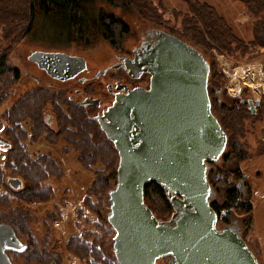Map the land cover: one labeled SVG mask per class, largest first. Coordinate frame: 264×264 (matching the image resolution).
Wrapping results in <instances>:
<instances>
[{
  "label": "trees",
  "instance_id": "trees-1",
  "mask_svg": "<svg viewBox=\"0 0 264 264\" xmlns=\"http://www.w3.org/2000/svg\"><path fill=\"white\" fill-rule=\"evenodd\" d=\"M180 1L184 3L186 11H172L171 23L169 18H164L166 10L162 0H0V93L5 98L8 87L1 86L5 81L16 77V73L8 68L7 57L24 37L41 41L49 47L72 46L80 50L91 49L100 41L120 45L129 33L128 25L99 6L98 2L134 10L140 19L177 36L201 51L204 57L205 53L211 54L215 50L235 60L264 59V0H237L252 18V37L248 42L215 6L201 0ZM208 63L211 112L227 134V145L219 161L209 163L208 183L214 194L218 191L221 193L220 199L212 198L210 206L221 227L235 225L238 220L233 221L232 218L236 214L240 215L244 226L241 237L247 242L245 237L254 230L251 189L247 183H243L245 181H241L244 191L240 189L239 180L242 175L238 171L241 163L264 154V94L260 96L256 114L251 115L245 102L251 96L250 89L241 90L239 97L229 96L224 87L226 76L213 55ZM24 102V106L15 108L13 116L17 119L23 116L32 118L31 132L36 136H43L51 143L64 142L77 153V162L81 168L93 176L82 198V207L77 210V216L81 218L84 209H87L97 216L100 223H96L95 231L86 230L82 235L69 237L66 251L79 264H118L111 249L115 231L107 219L101 216V211L107 210L106 194L116 182L118 154L113 143L106 138L98 123L93 118L86 117L77 107L68 114L60 109L56 134H46L39 111L43 98L30 96ZM260 125L263 128L258 131ZM250 138L253 139L255 148L251 147ZM20 150L18 145L16 153L9 157L8 164L13 173H18L19 168L23 167V154ZM39 159H42L43 167L39 169L36 165H30L25 170L26 176L32 181L40 176L43 182L49 178H63L65 172L54 159L47 155ZM232 162L235 163L233 169L230 167ZM229 171L236 173V180L228 181L226 174ZM1 173L0 167L2 180ZM3 185L16 198V205L9 209V198L5 195L0 197V221L12 226L17 237H22L28 243L21 253L7 252L11 263L46 264L54 261L62 264L60 248L50 246L49 223L56 215L45 214L42 220L44 232L37 235L30 225L33 214L28 209L30 203L52 201L55 198L53 188L42 182H26L19 190H12L4 182ZM143 195L144 203L157 219L169 218L173 209L162 187L150 182L144 187ZM239 225L242 227L241 223ZM247 246L249 247L248 244ZM255 246L257 248V244ZM250 249L253 253L256 251L254 248Z\"/></svg>",
  "mask_w": 264,
  "mask_h": 264
},
{
  "label": "water",
  "instance_id": "water-1",
  "mask_svg": "<svg viewBox=\"0 0 264 264\" xmlns=\"http://www.w3.org/2000/svg\"><path fill=\"white\" fill-rule=\"evenodd\" d=\"M29 59L61 79L85 68L82 57L61 51H34ZM142 72L150 75L147 89L125 90L93 118L118 154L116 183L105 199L118 264H156L163 257L168 264H258L238 228H219L210 206L209 163L220 159L227 134L211 112L208 61L177 36L155 29L152 44L134 57V76ZM86 102L98 105L99 99ZM246 103L255 115L259 102ZM150 182L167 194L173 209L167 220L159 221L144 203ZM8 184L12 190L22 186L14 177ZM26 247L9 224L0 223V264H12L7 251Z\"/></svg>",
  "mask_w": 264,
  "mask_h": 264
},
{
  "label": "rangeland",
  "instance_id": "rangeland-1",
  "mask_svg": "<svg viewBox=\"0 0 264 264\" xmlns=\"http://www.w3.org/2000/svg\"><path fill=\"white\" fill-rule=\"evenodd\" d=\"M201 1L215 6L218 12L224 15V17L233 24L237 33L246 42L251 39L252 18L240 2L237 0ZM162 2L163 8L166 10L164 18H169L171 23H173V19L171 17L172 11H186L184 3H182L180 0H162ZM98 5L103 7L106 11L111 12L117 17L121 18L129 27V33L123 38L120 45H118L120 47L119 50L115 49L116 46L105 41H100L95 47L86 50H80L72 46H57L53 48L83 54L84 57L89 60L91 65L95 64V67H103L114 61L115 54L128 52L131 47L139 45L142 31H145L152 25L140 19L134 10L113 7L101 2H98ZM42 45L49 47L43 44L41 41L24 37L12 48L7 57V63L10 64L14 62V60H16V56L26 46H31L33 48L42 47ZM211 54L215 58L220 70L226 76V83L224 87L226 88L229 96L239 97L240 91L248 88L251 91V96L249 98L254 99L255 101L260 100V96L264 94V59H255L252 61H245V59L235 60L227 56L225 53L217 52L215 50H213ZM211 54L205 53V57H207L209 61L212 57ZM253 65H256L257 68H260L258 78L256 77L257 73L253 74L252 72H249L246 74V76H241L240 74L234 75L235 68L244 66L246 68L249 67L248 69L250 70ZM251 74L253 75V78ZM261 77L263 81L257 86L256 83L261 81ZM253 79H256L254 80L255 82ZM106 92L107 91L105 87H101L100 90L96 91V94L102 96V94H106ZM109 101L110 98L108 96L104 98V102L108 103ZM85 115L88 116L87 113H85ZM260 128H263V125L258 126L257 130L259 131ZM250 143L251 147L255 148V143L253 142L252 138H250ZM65 145L66 144L64 142H60L52 149L56 152L53 155L55 161L63 168L65 172L63 178L60 180L49 178L47 181H42L43 185H50L53 188L55 192V198L50 202L30 203L28 209L31 210L33 214L30 225L37 235H41L44 232L42 220H44L43 218L45 214L49 213L50 215H56L55 219L49 223L50 246L56 245L60 248L62 253V264H79L77 259H75L66 251V241L71 236L82 235V233L86 230L95 231L96 223L99 224L100 222L97 216L89 212L87 209H84L81 218L77 216V210L82 207V198L84 197L85 190L90 185L93 176L81 168L77 162V153L73 151L68 145L62 152V149ZM35 148L41 149V152H46V149L49 148V145L41 141L35 146ZM60 151L63 153V155L60 153ZM230 167L231 169L235 168V163L232 162ZM238 173L242 175L241 179L239 180V187L242 191H244L241 181H245L243 183H247L249 185L251 189V202L253 205L255 234L253 230L250 235L245 237V240L247 241L246 243L249 245V248H254L258 252L257 253L255 251L253 253L258 264H264V256L260 255L259 245L256 239H254V235H256L264 247V154L257 157H252L250 160L241 163L239 165ZM235 174L229 171L226 174L228 181L234 180ZM218 192L213 195V199L221 198V193ZM4 195L10 200L9 209L14 208L16 205V198L8 193L5 189L0 188V197H3ZM108 213V209L102 210V218H106ZM233 219L238 220V222L235 221L236 223L234 226L238 228L239 233L241 232L240 235H242L244 233V226L242 225L241 221L242 217L236 214L233 216L232 220ZM240 223L242 227L239 225ZM19 239L20 241L24 242L22 237H19ZM255 244H257V248ZM157 264L163 263L158 261Z\"/></svg>",
  "mask_w": 264,
  "mask_h": 264
},
{
  "label": "flooded vegetation",
  "instance_id": "flooded-vegetation-1",
  "mask_svg": "<svg viewBox=\"0 0 264 264\" xmlns=\"http://www.w3.org/2000/svg\"><path fill=\"white\" fill-rule=\"evenodd\" d=\"M155 29L160 28L151 25L148 29L142 31L139 45L131 47L128 52L115 54L114 61L103 67H95V64L91 65L83 54L58 50L43 45L42 47L33 48L26 46L16 56L14 62L7 63L8 68L16 73V77L5 81V84L1 86L8 88L5 98L0 93V167L2 168L0 188L5 189L3 182L10 188L8 179L12 177L21 180L22 186L19 189H22L26 182L29 184L33 182L36 184L41 183V176L36 181H32L26 176V167L30 165H36L39 169L43 167L42 159H39V157L47 155L54 159L53 155L56 152L52 149L60 143H51L45 137L36 136L32 133V123L30 120L32 118L23 116L17 119L13 116L15 108L17 106H24V101L30 96L42 97L45 103L42 102L39 111L44 128L47 131L46 134L57 131V115L60 109L65 114H68L69 111L77 107L83 113H87L90 118L102 116L104 111L112 104L116 95L124 94L125 90H133L139 87L147 89L149 87L150 75L148 73L142 72L138 76H134V57L139 58L140 54L145 51L146 46L152 44V31ZM115 49L119 50L120 47L116 46ZM34 51H61L70 56H79L85 60V68L72 77L61 79L50 75L46 70L40 68L29 59V56ZM101 87H105L107 91L102 96L96 94V91L100 90ZM107 96L110 98L108 103L104 102V98ZM88 98L99 99V104L84 103ZM41 141L49 145L46 152H41V149L35 148ZM17 142L19 143L17 144ZM18 145L23 154L21 158V165L23 167L19 168L18 173H13L10 170L8 162L10 155L16 153ZM66 146L63 147L62 152ZM61 154L63 155V153ZM0 223L6 222L0 221ZM167 260L168 257H163L162 259H158L157 262L160 261L163 264H168Z\"/></svg>",
  "mask_w": 264,
  "mask_h": 264
},
{
  "label": "bare ground",
  "instance_id": "bare-ground-1",
  "mask_svg": "<svg viewBox=\"0 0 264 264\" xmlns=\"http://www.w3.org/2000/svg\"><path fill=\"white\" fill-rule=\"evenodd\" d=\"M249 67H244V66H241V67H237L234 69V75H238L240 74L241 76H246V74H248L249 72L253 73V74H256V77L258 78V75H259V72H260V68H257L256 65H253V67L249 70L248 69ZM252 75V74H251ZM252 78H253V75H252ZM256 80V79H253V81ZM262 77H261V81L256 83V85L258 86L261 82H262ZM255 82V81H254Z\"/></svg>",
  "mask_w": 264,
  "mask_h": 264
},
{
  "label": "crops",
  "instance_id": "crops-1",
  "mask_svg": "<svg viewBox=\"0 0 264 264\" xmlns=\"http://www.w3.org/2000/svg\"><path fill=\"white\" fill-rule=\"evenodd\" d=\"M250 201H251V200H250ZM251 203H252V202H251ZM253 223H254V221H253ZM254 234H255V225H254ZM254 239H256V241H257V243H258V245H259V248H260V255H263V256H264V247L262 246V244H261L259 238H258L256 235H254Z\"/></svg>",
  "mask_w": 264,
  "mask_h": 264
}]
</instances>
